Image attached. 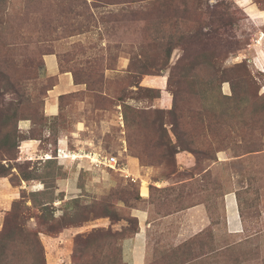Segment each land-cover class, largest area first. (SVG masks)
<instances>
[{
  "label": "rangeland",
  "instance_id": "obj_1",
  "mask_svg": "<svg viewBox=\"0 0 264 264\" xmlns=\"http://www.w3.org/2000/svg\"><path fill=\"white\" fill-rule=\"evenodd\" d=\"M0 175V264H264V0H0Z\"/></svg>",
  "mask_w": 264,
  "mask_h": 264
},
{
  "label": "crops",
  "instance_id": "obj_2",
  "mask_svg": "<svg viewBox=\"0 0 264 264\" xmlns=\"http://www.w3.org/2000/svg\"><path fill=\"white\" fill-rule=\"evenodd\" d=\"M47 74L56 76L58 81L57 84L52 88L51 90V97L48 98L47 102V114L49 116H54L58 114L59 111V104H58V98L62 94L71 93L77 89L76 84L74 83L73 78L71 75L67 73H62L58 70L57 62L55 55L48 54L47 55ZM38 144L39 139L30 138L27 140H24L22 142L21 149L23 152V155L25 154H33V151L38 150ZM27 185V182H25ZM26 187V186H23ZM28 188V186L26 187ZM20 189L15 188L12 183L9 180V177L6 176H0V215H3L6 210L11 208L12 201L17 199L18 196H20V193H18ZM148 193L150 194V190L148 187ZM19 194V195H18ZM147 196L144 197H148ZM143 196V195H142ZM235 203V201H234ZM236 206V203L234 204ZM139 217L141 218V223L143 227V221L146 218L145 213L140 214ZM198 220L194 221V226L197 224Z\"/></svg>",
  "mask_w": 264,
  "mask_h": 264
},
{
  "label": "trees",
  "instance_id": "obj_3",
  "mask_svg": "<svg viewBox=\"0 0 264 264\" xmlns=\"http://www.w3.org/2000/svg\"><path fill=\"white\" fill-rule=\"evenodd\" d=\"M65 94H62L61 95V97H63ZM61 99V98H60ZM54 116H57V115H54ZM51 117H53V116H51ZM27 139H30V138H23V139H21V141H24V140H27ZM35 139H39V138H35ZM0 176H2V175H0ZM6 236H7V234H6ZM5 235L0 239V241L3 239V240H5L7 237H6ZM34 236H35V240H36V242H37V249H39V251H42V243H41V240H40V238H39V235H38V233H36V234H34ZM11 239V241L13 242V241H15V238H13V237H11L10 238ZM7 241L5 242V243H9V241H8V239H6ZM1 243V242H0ZM1 247L0 248H3L4 249V253L2 254V252L0 251V256H1V254L4 256V254H5V246H6V244L5 245H3V242H2V245H0ZM40 253V252H39ZM39 264H46V258L44 257V256H41V259H40V262H39Z\"/></svg>",
  "mask_w": 264,
  "mask_h": 264
},
{
  "label": "built area",
  "instance_id": "obj_4",
  "mask_svg": "<svg viewBox=\"0 0 264 264\" xmlns=\"http://www.w3.org/2000/svg\"><path fill=\"white\" fill-rule=\"evenodd\" d=\"M103 158H104L103 156L99 158V161L102 163H105L103 161H107V163L111 166L118 164V160H117V157L115 155H110L105 159H103Z\"/></svg>",
  "mask_w": 264,
  "mask_h": 264
},
{
  "label": "bare ground",
  "instance_id": "obj_5",
  "mask_svg": "<svg viewBox=\"0 0 264 264\" xmlns=\"http://www.w3.org/2000/svg\"><path fill=\"white\" fill-rule=\"evenodd\" d=\"M141 194L143 196H147L148 193V182L146 180H142V185H141Z\"/></svg>",
  "mask_w": 264,
  "mask_h": 264
}]
</instances>
